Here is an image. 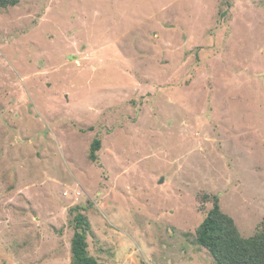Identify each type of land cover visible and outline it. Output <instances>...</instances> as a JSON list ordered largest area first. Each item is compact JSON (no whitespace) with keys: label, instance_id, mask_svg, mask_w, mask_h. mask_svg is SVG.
I'll list each match as a JSON object with an SVG mask.
<instances>
[{"label":"rangeland","instance_id":"374dc122","mask_svg":"<svg viewBox=\"0 0 264 264\" xmlns=\"http://www.w3.org/2000/svg\"><path fill=\"white\" fill-rule=\"evenodd\" d=\"M204 195L264 220V0L0 9V264H71L76 207L101 264H215Z\"/></svg>","mask_w":264,"mask_h":264},{"label":"trees","instance_id":"16d2710c","mask_svg":"<svg viewBox=\"0 0 264 264\" xmlns=\"http://www.w3.org/2000/svg\"><path fill=\"white\" fill-rule=\"evenodd\" d=\"M21 0H0V9L16 7ZM102 142L95 138L90 149V159L97 160V152ZM205 203H211L205 219L196 230L195 243L208 251L215 264H264V220L253 236L245 238L241 235L234 219L224 213L217 195H204ZM73 227L74 237L71 244V264H101L89 252L87 242L86 218L82 209L76 207Z\"/></svg>","mask_w":264,"mask_h":264}]
</instances>
